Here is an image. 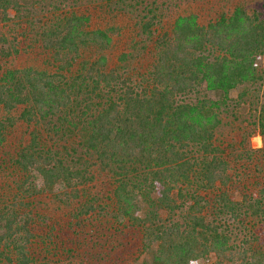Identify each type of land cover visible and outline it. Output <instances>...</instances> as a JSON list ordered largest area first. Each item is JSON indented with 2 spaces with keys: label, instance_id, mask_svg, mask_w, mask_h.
<instances>
[{
  "label": "trees",
  "instance_id": "trees-1",
  "mask_svg": "<svg viewBox=\"0 0 264 264\" xmlns=\"http://www.w3.org/2000/svg\"><path fill=\"white\" fill-rule=\"evenodd\" d=\"M169 7L0 0V264H264V11Z\"/></svg>",
  "mask_w": 264,
  "mask_h": 264
},
{
  "label": "rangeland",
  "instance_id": "rangeland-1",
  "mask_svg": "<svg viewBox=\"0 0 264 264\" xmlns=\"http://www.w3.org/2000/svg\"><path fill=\"white\" fill-rule=\"evenodd\" d=\"M158 2H161L164 5L169 4L170 7L168 9V14L169 17H173L174 15H176L178 12H181L183 10H191L194 12H198L201 14L202 19L204 20H208L209 18L215 17L217 15V13L221 10H228L230 8H233V6L237 3H244L248 6L249 9H260L261 11H264V0H157ZM173 5V6H171ZM97 9V8H96ZM93 24L95 23V25H102L104 23H106L104 21V19H102L100 16H102L104 13H99V10L93 11ZM108 21H112L111 17L106 16ZM131 18V17H130ZM128 18L127 24L129 26V28H133L134 23H133V19ZM203 20V21H204ZM114 22V21H112ZM116 23V22H115ZM129 34V30H127ZM122 42H126L125 40L122 39ZM117 47V46H115ZM122 47V46H120ZM127 46H123V48H126ZM129 47V46H128ZM150 47V46H149ZM120 50V49H119ZM119 50L114 51L116 52V54L119 52ZM115 54V55H116ZM17 62L19 65H30L32 64V62L30 61L29 55L27 54L26 56H21L17 59ZM259 64H260V68H261V72L264 76V55L262 57L259 58ZM256 91L255 96L260 97L263 92H264V79L263 82L260 84H257L255 87ZM258 90V91H257ZM240 90H236L232 93L233 97H237L238 93ZM208 94L212 97H215V93L212 91H208ZM256 97V98H257ZM250 102V101H249ZM248 102L247 105H245V107L242 109V111L240 112L239 115L235 116V115H228L227 118H225V121L228 124H233L234 126H249L250 122H252L254 120V116L256 115V103L254 104H250ZM237 124V125H235ZM251 145L253 148H260L263 146V142L260 136L256 135L253 136L251 138ZM65 264H77L73 261H69V262H65Z\"/></svg>",
  "mask_w": 264,
  "mask_h": 264
}]
</instances>
